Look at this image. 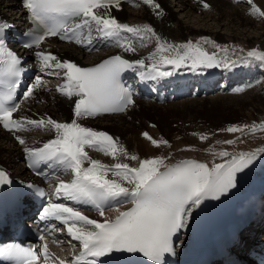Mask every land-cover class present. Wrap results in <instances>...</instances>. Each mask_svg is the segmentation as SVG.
I'll return each instance as SVG.
<instances>
[{
	"label": "snow or ice",
	"instance_id": "1",
	"mask_svg": "<svg viewBox=\"0 0 264 264\" xmlns=\"http://www.w3.org/2000/svg\"><path fill=\"white\" fill-rule=\"evenodd\" d=\"M252 5V15L264 17V10L247 0ZM143 3L157 10L160 5L155 0H143ZM121 0H23V6L30 13L40 30L26 33L31 37L24 47H39L47 37L58 36L61 40L74 42L89 48L92 46V33L100 37L114 39L126 52H135L131 41L121 43L122 34L140 36L147 33L155 37L156 49L150 54L146 64L144 59L130 61L120 55L111 56L93 67H80L75 62L61 60L51 52L37 51L40 73L47 72L63 79L64 83L57 91L69 99L75 97L71 122H58L51 117L39 120L26 117L14 118L21 102L34 98L37 90L45 88L42 75H36L22 93V100L17 102V89L21 86L24 74L21 58L6 46V31L9 25L0 22V126L18 133L28 126L53 129L55 137L42 147H25L24 152L31 162L29 167L38 168L40 164L51 167L53 164L64 172L71 173V180H59L55 195L64 197L76 205H91L105 217V207L113 203L130 201L132 206L120 211L114 218H104L103 222L85 215L77 207L66 203L48 202L39 212L41 221H59L72 241L79 243L80 252L70 260L55 256L49 249L48 239L40 235L42 242L39 249L25 248L19 244L0 247V257L11 264H39L43 254V264H103L101 257L115 254H142L154 264H163L166 254H175L174 237L185 229L195 209L205 200H219L230 190L237 187V174L242 173L264 153V148L239 154L221 150L216 155L230 157L224 163L209 167L207 163L196 160H182L174 164L166 163L167 156L139 159L130 155L118 143V138L104 131H97L78 123L80 119L95 117L105 113L123 112L134 104L132 94L119 83L120 74L127 69L147 68L141 71L142 78L152 80L175 75L174 70L188 67L193 71L216 67H236V61H220L215 53L204 50L199 42L187 41L173 45L161 42L150 25L130 26L121 23L110 14V9L119 8ZM205 8L210 7L204 3ZM159 14V13H158ZM85 30L87 36L84 35ZM207 42V38H201ZM143 46V45H142ZM219 47V46H217ZM226 51V49H221ZM171 53V54H165ZM259 61L264 66V51L253 48L242 58L241 63ZM170 66L173 70H166ZM240 92L243 89L237 88ZM230 133L242 135L264 132V122L252 125H233L226 129ZM143 135L155 147L167 146V140H157L147 132ZM21 144L25 139L15 136ZM199 138L208 139L200 134ZM219 143V141H218ZM231 145L235 140L224 141ZM86 148L102 152L118 160L120 156L128 160H138V166L117 162L106 165L92 159ZM87 164V166H85ZM37 174H41L37 172ZM12 181L6 171L0 169V185ZM127 185V186H126ZM32 187V185H29ZM55 229L56 226L53 224Z\"/></svg>",
	"mask_w": 264,
	"mask_h": 264
},
{
	"label": "bare ground",
	"instance_id": "2",
	"mask_svg": "<svg viewBox=\"0 0 264 264\" xmlns=\"http://www.w3.org/2000/svg\"><path fill=\"white\" fill-rule=\"evenodd\" d=\"M207 1L210 7L205 11L197 13L198 8L194 7V5L188 1H180L179 5H177L179 6V10H177L178 7L176 9L173 8L172 0H155L157 3L161 2L163 7L167 10V14L162 15L157 9L144 4L143 0H129L123 3L118 10L123 8L125 4L127 7L125 6L122 12L114 13L113 16L117 19L120 17L128 18L131 23L137 21L138 23H143V25H150L155 30L156 34L161 37V42L167 41L169 44L173 45H178L181 40L189 39L190 36H201L207 34V31H209L210 34H215V38H218L221 42H224L227 38H225V34L229 35L231 40L236 41L240 39L248 45H255L259 50H264V21H256L253 18L255 15L251 14L252 11L248 12V9L250 10L252 7L243 3H234L231 0ZM257 1L260 6L264 8V0ZM14 7H16V0H0V22L4 21L6 17L10 15L13 21L18 20V15L15 13H19V11L14 12L12 10ZM179 15L187 17L186 20L191 19V21H180ZM210 20L212 21L210 22ZM226 20L228 21L227 23L225 22ZM256 23L259 24L256 25ZM170 24L174 27L172 28ZM85 32L87 33L86 30ZM130 36H132V34H122V37ZM142 37L143 38L140 36H133V41H138L139 47L150 37V34L144 33ZM174 40L176 41L174 42ZM104 41L105 38L97 34V37L92 40L90 50L74 42L59 39L55 44H50L46 50L40 49L38 51L51 52L61 60H69L75 62L78 66H83L92 65L102 58L114 55L127 56L130 61L144 59L145 63L150 64L152 61L149 60V56L156 49V46L147 49V51H145L146 49H138L139 51L134 54L133 52H118L116 48H113L117 45L114 41ZM231 43L229 42V45ZM35 53L30 54V58L40 67ZM255 64L256 63L253 64L254 67ZM251 67L252 65L250 68ZM138 71L139 69H136L137 73ZM147 71L148 69L145 68L144 72ZM174 71L175 74L184 71V67ZM38 75H42L43 79L48 76L47 72L39 73ZM254 81L255 80L251 83ZM43 93V89L36 93L33 98V104L28 110L24 111L29 119L39 120L42 117H51L58 122H69L74 118V107L70 99L68 97H64V99L57 98L58 96H56L55 92H46L48 100L53 101L52 105L47 104V102L42 99V104L37 107L35 104L40 101ZM256 101L264 105V89L258 92L253 88L241 94H229L228 92H224L216 94L208 93L206 95L194 97L186 96L181 99H175L169 104L160 106L141 100L131 113L105 116L95 121L93 124L97 127H103L105 130L117 133L118 143L122 145L130 155H136L141 160L156 156H167L168 160L166 163L169 164H174L182 160H196L198 162L207 163L209 167H212L215 162L224 161L229 158L215 154L221 150H227L232 154H239L240 152H250L257 148H264V132L258 131L254 134L238 135L239 132L230 133L226 130L228 127L236 125L235 122L239 124L242 122L246 123L251 117L263 112L259 111L256 107L254 108ZM69 105L72 106V109H69ZM209 108H215L217 110V119H215V121H210L208 118H201V121L199 119L191 121L192 119L190 120L188 117L194 114L192 113L193 111H201V109ZM247 109H251V113L248 114ZM196 117H198V115ZM149 121L156 124V130H154L155 134L152 137L157 140H167L169 142L167 146L161 145L160 147H155L151 145L148 139H146V141L149 143L146 145L143 143L144 141H141V134L144 133L143 127H145L146 123ZM4 130H0V168H3L7 173L13 175L21 174L19 178L26 177L25 170L23 166H21V163H23V160L27 157L24 148L42 147L44 143L55 137V132L50 128L44 129L35 126H28L27 130L18 133L7 130L6 134ZM191 130L194 131L191 132ZM139 133L140 136L138 135ZM200 134L208 135V139L202 141L199 138ZM16 135H20L25 139L24 145H21L16 140ZM29 139H31V141H29ZM229 139L235 140L236 143L231 145L225 144L224 141ZM88 154L92 159L100 160L106 165L122 162L129 163L130 166H133L139 163L138 160H128L123 156H120L118 160H114L111 156H106L102 152L96 150L89 151ZM258 155L264 158V153ZM16 159H19L20 162ZM111 159L114 161L112 162ZM131 161H135V163H131ZM13 162H15V164ZM85 166H87V164ZM60 171V169H56L55 172H51V176H55L60 173ZM248 172V175L245 173L237 174V187L230 190L229 193L219 199L218 210L222 211L232 206L236 208L244 207L249 199L253 197L256 186L258 188V185H264V160L252 169L248 167ZM59 180L70 181L71 178L61 177ZM57 200L63 201V198L57 197ZM127 202L131 203L130 201ZM127 209V207H124L122 211ZM198 209L199 208L194 210L193 215ZM108 211L109 210L105 211V215L108 213L110 218H113L117 213V209ZM191 219L189 224L191 223Z\"/></svg>",
	"mask_w": 264,
	"mask_h": 264
},
{
	"label": "rangeland",
	"instance_id": "3",
	"mask_svg": "<svg viewBox=\"0 0 264 264\" xmlns=\"http://www.w3.org/2000/svg\"><path fill=\"white\" fill-rule=\"evenodd\" d=\"M172 6H173V8H177V10H179V6H177V4H173V1H172ZM206 10V9H205ZM204 10V11H205ZM178 12V11H177ZM197 13H200V12H197ZM196 13V14H197ZM178 14V13H177ZM196 17H198V16H196ZM210 17V16H209ZM211 18V17H210ZM253 18L256 20V21H259V19H256L254 16H253ZM187 19V17H182L181 15H179V20L180 21H182V20H185V21H191V19H189V20H186ZM212 20H210V22H211ZM195 22V21H194ZM226 23L228 22L227 20L225 21ZM262 22V21H261ZM190 23H193V22H190ZM214 23V22H213ZM257 24H259V23H256V25ZM170 26L173 28L174 26L172 25V24H170ZM215 34H210V32L209 31H207V34H203V35H201V36H199V35H195V36H199V41H194V40H191L192 42H199L200 44H202L204 47L205 46H207V42H205V40H203V39H201V38H207L208 39V37H210V38H212V39H214L215 38V36H214ZM224 36H225V40H224V42H221L218 38H217V40L219 41V42H216L217 44H220V45H223V46H226V47H229V49L231 50V51H240V54H243V53H247L249 50H251V49H253V48H256V49H258V47L257 46H255V45H248V44H246L244 41H241L240 39H237L236 41L235 40H231L230 38H229V35H225L224 34ZM191 37L192 36H190V38L189 39H187L188 41H190V39H191ZM216 39V38H215ZM230 40V41H229ZM181 42H186V40H181L178 44H181ZM229 42L231 43L230 45H229ZM222 43V44H221ZM259 50V49H258ZM261 51H264V50H261ZM263 76V75H262ZM258 89V90H257ZM263 89H264V83L263 84H261V83H258V86L255 88V90L256 91H263ZM257 108L259 111H263V112H261L260 114H258V115H255L254 117H251V119L248 121V122H246V123H240L241 125H252L253 123H257V124H259L260 122H264V105L262 104V103H260L259 101H256L255 102V104H254V108ZM251 109H253V108H251ZM251 109H247V113L249 114V113H251ZM212 112V113H211ZM192 113H194V114H191V116L189 115L188 117H189V119L191 120V121H196L197 119H199L200 121H201V118H208V120H210V121H215V119H217L216 117V113H217V110L215 109V108H209V109H201V111L200 110H196V111H193ZM198 115V117H196ZM204 116V117H203ZM209 116V117H208ZM212 116V117H211ZM193 117V118H192ZM195 119V120H194ZM139 121V120H138ZM150 122V121H149ZM148 122V123H149ZM180 122V121H179ZM148 123H146L147 124V126H148ZM236 123V125H240L238 122H235ZM155 124V123H154ZM150 125V126H148L149 128L148 129H145V127H143V130H144V133L147 131V133L150 135V136H154V130H156L155 128H156V124L155 125ZM146 130V131H145ZM34 132V131H33ZM152 133V134H151ZM237 133V132H236ZM141 136H142V139H141V141H144L143 143H145V145L146 144H148L149 142H147L146 141V137L143 135V134H141ZM146 141V142H145ZM151 143V142H150ZM152 145V144H151ZM157 149V148H156ZM136 161V160H135ZM135 161L134 162H132L131 161V163H135ZM14 164H15V162H13Z\"/></svg>",
	"mask_w": 264,
	"mask_h": 264
}]
</instances>
